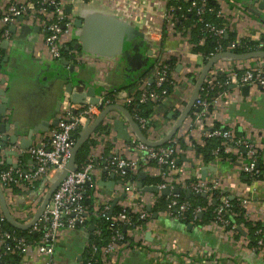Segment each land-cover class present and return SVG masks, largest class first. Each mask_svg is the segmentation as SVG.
Listing matches in <instances>:
<instances>
[{
    "label": "crops",
    "instance_id": "0c3cea01",
    "mask_svg": "<svg viewBox=\"0 0 264 264\" xmlns=\"http://www.w3.org/2000/svg\"><path fill=\"white\" fill-rule=\"evenodd\" d=\"M31 2L0 0V91H4L0 104L6 105L0 121L3 165L13 167L10 163H15L23 171L34 166L28 149H21L20 142L31 129L37 130L33 132L31 146L52 136L57 128L52 121L60 119L65 110L62 102L59 103L68 84L77 85L81 92L93 86L96 95L109 92L115 95L121 90L128 91V85L137 89L147 84L150 73L144 75L157 60L167 62L174 58L176 86L155 105L146 129L142 130L151 142L168 136L191 100L205 62L201 54L192 52L190 29L178 28L174 18H164L166 0H61L66 25L61 36L64 52L58 60L49 56L44 27L53 20L51 8L38 11ZM216 2L222 19L236 37L261 41L264 36L262 0ZM10 3L28 6L21 22L5 23L3 14ZM12 25L16 27L14 32ZM22 25L29 29L23 32ZM6 30L10 34L8 39L1 37ZM252 65L264 67V58L220 59L208 74L221 75L223 79L225 74L241 73L242 68ZM81 84H86V88ZM215 124L255 143L264 164V89L260 86H249L247 94L241 86L217 87L210 111L203 118L195 115L193 106L167 142L175 145L177 152L176 167L166 178L155 163H143L144 152L132 142L138 140L137 134L122 111H110L90 134L88 139L94 144L90 146L88 159L95 166L94 175L99 185L92 195L94 210L106 204L111 206L113 200L123 194L126 181L117 175L112 179L111 172L104 171V166L115 156L137 161L142 166L133 174L136 175L134 183L156 185L150 181L157 178L162 184L179 187L182 191L189 190L194 182L205 181L229 199L238 202L247 199V204L241 206L243 219L236 224V230L218 229L212 221L201 224L192 220L187 224L168 214L166 209L157 210L163 195L135 187L116 204L134 214L146 211L149 217L128 230V244L103 255L100 264H264V252L255 247L246 225V222L264 224V177L257 183H248L241 171L243 147L223 140L220 145L227 157L215 156L212 161H205L199 148L211 138L208 132ZM16 130L18 138L12 143L10 137ZM3 137H7L6 141ZM7 151L19 155H10ZM208 165L211 168L203 180L202 170ZM140 171L145 173L142 180L138 177ZM111 180L114 181L112 188L102 185ZM206 194L208 204L214 202L212 192ZM3 195L11 215L22 224L34 218L42 198V192H31L23 185L3 190ZM91 230L93 227L63 231L56 248L62 250L58 251L61 263L82 264ZM29 264L43 263L34 256Z\"/></svg>",
    "mask_w": 264,
    "mask_h": 264
},
{
    "label": "built area",
    "instance_id": "2783aa9c",
    "mask_svg": "<svg viewBox=\"0 0 264 264\" xmlns=\"http://www.w3.org/2000/svg\"><path fill=\"white\" fill-rule=\"evenodd\" d=\"M113 1V0H103ZM166 0V5L163 8V15L165 19L174 18L176 21L178 17L175 16L174 11L180 9L174 5H169ZM194 0L186 11L196 10V14L201 17L205 12V0H201L199 5H196ZM264 2V0H262ZM31 6L35 9L46 10L49 7L53 15V20L45 24V30L47 32L46 41L49 47V56L52 60H58L62 54L61 36L63 28L66 25L64 18L63 6L61 0H39L31 2ZM33 9V8H32ZM28 6L24 4L10 3L4 11V21L6 24L17 23V18L26 14ZM119 11L120 10H116ZM220 14V12H218ZM206 31L221 38L225 35V29L215 27L211 24H206ZM1 37L8 39L10 37L9 32L6 30L1 34ZM244 40V38H243ZM256 41V40H255ZM258 41V40H257ZM245 45L242 38L236 37L233 42L223 48L219 45L216 48V52L211 55L214 56L220 52L231 51L236 47H243ZM263 43H259L262 46ZM1 57V56H0ZM210 57L207 58V60ZM206 60V61H207ZM206 63V62H205ZM221 75L207 74L204 79L206 84L205 91L210 89L223 88L229 85L236 86H260L264 89V67L262 65H252L242 68L241 73L232 71L229 74H225L223 79H220ZM150 77L155 82V87H161L165 81L169 84L176 86L175 72L170 70L164 61L157 60L153 69L151 70ZM140 95L139 100L144 102L150 99L158 106L166 96L161 95L164 91L157 92L154 89H148L146 84L143 83L139 88ZM201 87L200 91H203ZM198 94L194 106L195 115L203 118L206 116L211 107L206 97ZM99 101L96 105L90 103V100H86L85 104H74L70 101L69 94H65L62 100V104L65 106L64 113L61 115L57 128L53 131L52 136L45 142H41L38 145H33L28 149V153L34 160V166L30 169L22 170L21 168H14L3 165L0 161V187L2 190L10 189L16 186H25V189L31 192H42L47 190V186L51 184L52 179L56 174L60 173L69 161L71 151L76 143L74 137L75 132L80 135L90 124L94 121L95 117L101 111L100 108L106 107L114 103H132L135 101L134 92H128L121 90L117 92L113 99H109L107 95L97 94ZM133 119L137 122L141 130H145L148 119L140 117L137 114L136 109ZM209 137H219L223 141L232 143L236 147H243L246 151V156L241 165V171L247 173L252 182H259L257 178L259 172L256 168L257 156L259 150L255 143L243 136H237L233 131L229 129L214 128L208 132ZM133 144L144 152L142 157L143 163H155L160 171L161 175L166 178V174L176 167L175 154L177 147L173 144H164L160 146H148L141 141L134 139ZM1 149V146H0ZM217 152L215 151L214 154ZM140 164L137 161L123 158L120 156L113 157L104 166V171L114 173L118 177L122 178L127 173L135 174L139 169ZM95 166L92 160L88 159L87 162L75 171L70 172L66 178L60 183L57 189L53 192L50 201L46 208L42 212L39 219L32 225L29 232L34 233L35 237L27 238L19 235L13 231H9L4 228L5 218L0 212V264H10L4 257L8 254L20 255V263L29 264V259L37 260L43 264H63L61 263L60 255L57 251V242L61 237L63 231H73L80 228L85 229L86 221L90 215L98 216L102 214L106 217V220L111 222L109 227L111 236L107 243L96 244L91 241L85 243L84 259L82 264H100L101 257L106 254L115 252L118 247L128 244L126 236L118 227L119 223H125L128 225H134V228L141 225L139 222H145L149 213L141 211L137 214V218L133 220L130 216L121 212L116 217L106 215L110 211L109 205H104L99 210L89 212L88 205L84 202V195L86 190L90 191L92 198L93 192L99 188L97 180L94 175ZM159 187H166V184H160ZM190 190L196 193L201 192H213L215 187L207 184L205 181H197L192 183ZM171 190L172 187H169ZM135 190L134 182H126L122 191L126 195ZM171 195V194H170ZM175 196V194H172ZM93 202V199H92ZM247 204V199L243 198L239 201L240 207ZM190 208L188 202L180 203L176 198H171L167 205V213L174 217H181L184 212ZM204 208L197 207L195 214L200 213ZM173 210L175 213H172ZM215 218L212 220V224L218 229H231L235 230L236 224L231 222V217L238 216V213L234 212L227 195L223 192L219 196V204L214 209ZM99 229L94 230V235L98 236ZM257 240L255 247L264 252V227L256 230ZM33 261V260H32ZM36 262V261H33Z\"/></svg>",
    "mask_w": 264,
    "mask_h": 264
},
{
    "label": "trees",
    "instance_id": "16d2710c",
    "mask_svg": "<svg viewBox=\"0 0 264 264\" xmlns=\"http://www.w3.org/2000/svg\"><path fill=\"white\" fill-rule=\"evenodd\" d=\"M32 2L39 1V0H31ZM194 0H170L168 1L169 5H174L176 7H180V9H176L174 11L175 16L178 17V20L176 22V26L178 28H183V27H188L190 29V41L193 44L192 47V52L193 53H198L201 54L203 57L204 62H206L208 57H211L213 53L216 52V48L221 45L223 48L228 46L231 42H233L236 38V35L234 32L230 31L228 27L226 26V22L222 19L221 15L218 14L219 12V6L216 2V0H205L206 6H205V12L201 17H199L196 14V10L192 11H186V9L190 6V4ZM201 0L196 1V5L200 4ZM50 9V7H49ZM206 24H211L215 27L219 28H224L225 29V35H223L221 38L215 36L214 34L206 31L205 26ZM244 41L245 45L243 47H236L232 50V52L235 53H244L248 52L251 50H258V49H264V44L262 46H259L260 42L264 41V36H261V41H254L251 39H242ZM62 52L64 50L62 49ZM176 60L174 58H171L169 61L164 62L170 70L174 71L176 69ZM0 63H1V57H0ZM153 67H151L149 70H147V73L144 75H148L151 73V70ZM132 85H128L126 88L130 92L134 90V96H135V101L132 103H124L122 106L129 111L131 116L133 117L136 109V112L140 117L148 119L149 116L153 113L154 107L156 105L155 102L151 101L148 99L147 101H140L139 100V95L140 92L137 89H133ZM146 87L148 89H154L157 92H162L164 91L165 93H161L163 96H168V94L172 93L173 91V86L168 83V81H165L161 87H155V82L151 78L150 81H147ZM203 91H200L199 93L204 96V92L206 99L211 102L214 93L217 88L210 89L208 92L205 91L206 84L203 83L202 85ZM113 92H109L107 94V97L109 99H113ZM136 122V121H135ZM137 123V122H136ZM215 128L218 129H226L225 127H221L218 124H215ZM74 137L78 139L79 135L78 133L75 132ZM221 138L219 137H211L206 141V144L204 147L199 148V151L203 154L204 159L206 162L212 161L215 156H220V157H227V155L224 153V148L220 145ZM94 144L93 140L86 139L82 145L79 147L76 158H75V164L77 168H80L82 165H84L87 160H88V155L90 151V146ZM170 144V143H167ZM217 152L214 154V152ZM242 155L245 157L246 156V151L242 153ZM142 166H139V169ZM256 168L259 172L257 178L258 179H263L264 177V164L262 162L260 153L257 156V162H256ZM246 176V181L248 183L252 182V179L247 173L242 172ZM136 175H133L131 173H127L124 177H122L123 181H126L128 183L133 182L135 180ZM150 183L154 184H162L163 182L160 181V179L153 178L151 179ZM221 191L219 190H214L212 192V199L215 201V203L212 201L211 204H208L207 198L203 197L196 192L191 193L190 196H187L185 192L180 191L179 194L177 195H167V196H161L159 199V204L157 206V210L159 209H167L168 202L171 198H176L180 203L182 202H188L190 204V208L183 213L181 217H179L183 222L189 223L190 221L194 220V222L198 223H207L215 218V213L214 209L215 207L219 204V196H220ZM232 209L234 212L238 213V216L236 217H231L230 220L231 222H234L235 224H239L242 221V214H243V209L240 207L239 202L236 201V199H229ZM84 202L86 205H88V210L89 212L93 211V203H92V198L90 196V191L87 189L84 195ZM197 207L205 208L203 209L200 213L195 214V209ZM121 212H124V209L116 204L113 207L111 215L106 213V215L114 216L116 217L118 214ZM172 213H175L173 210ZM125 215L130 216L133 220H135L138 216L137 214L131 213L128 209L125 208ZM176 214V213H175ZM142 224V222H139V224ZM85 227L86 230L89 229V227H93V230L89 231V241L94 242L96 244H105L109 240L111 236V231L109 229L111 222L109 220H106V217L102 214H99L98 216L90 215L89 219L86 221ZM246 225L249 228V234L252 238V242L255 245L256 240H257V234L256 230L258 228L264 227L263 223H255L252 224L250 222H246ZM4 228L13 231L19 235L25 236L27 238H31L34 236V233L29 232V230H19L11 225H9L6 221L4 222ZM83 226L82 224L79 225V227ZM118 227L120 230L123 232V234L126 236L127 239V232L128 230L134 228V225H128L125 223H119ZM99 229L100 233L98 236L94 235V230ZM236 230V228H235ZM20 255L18 254H8L4 257V260H6L10 264H18L20 263Z\"/></svg>",
    "mask_w": 264,
    "mask_h": 264
},
{
    "label": "water",
    "instance_id": "95a60500",
    "mask_svg": "<svg viewBox=\"0 0 264 264\" xmlns=\"http://www.w3.org/2000/svg\"><path fill=\"white\" fill-rule=\"evenodd\" d=\"M23 20L22 16L17 18V22H21ZM15 26L12 25L11 27V31L14 32L15 31ZM22 31H27L29 29V27L27 25H22ZM34 30L37 31V28H34ZM4 45L7 44V40H5ZM253 58H264V49H258V50H251L248 52H244V53H235V52H231V51H224V52H220L212 57H210L206 63L203 65L199 77H198V81L196 83V87L194 90V93L191 97V100L189 101L185 111L182 113V115L180 116V118L177 120L176 124L174 125V127L172 128L171 132L168 134L167 137H165L164 139H162L161 141L158 142H151L147 139V137L145 136V134L143 133V131L141 130V128L139 127V125L135 122V120L133 119V117L131 116V114L129 113L128 110H126L122 105L118 104V103H114V104H110L106 107L100 108L101 111L100 113L95 117L94 121L90 124L89 127H87L82 133H80L78 139L76 140V143L71 151V155L69 158L68 163L66 164L65 168L58 174H56V176L52 179L50 187L48 188L47 192L45 193V195L43 196V199L40 203V206L37 210V213L35 214L34 218L29 222V223H20L18 222L10 213V210L7 206V203L5 201L4 195H3V190L0 187V211L2 213V215L5 218V221L11 225L12 227L19 229V230H28L32 227V225L39 219V217L41 216L42 212L44 211V209L46 208L48 202L50 201V198L53 194V192L57 189V187L60 185V183L66 178V176L70 173L73 172L77 169V166L75 164V158H76V154L77 151L79 149V147L82 145V143L88 139V137L90 136V134L97 128V126L101 123V121L104 119V117L112 110H119L122 111L128 118V121L130 122L132 128L134 129L135 133L137 134L138 140L141 141L142 143L148 145V146H160V145H164L166 144L168 141H170L172 139V137L174 136V134L176 133L177 129L180 127L181 123L183 122V120L185 119V117L189 114V112L191 111L192 107L194 106L195 100L200 92V89L203 85L204 79L207 76L208 72L211 70V68L213 67V65L220 59H238V60H247V59H253ZM84 85L83 87L86 88V84H81ZM80 86V83L79 85ZM77 85L74 84H68V86L66 87V93L69 94L70 96V101L74 104H85L88 100H90V103L93 105H96L99 101V98L97 97L94 87L90 86L86 89V91L81 92L82 89H78L76 88ZM232 87H236V85H232ZM83 88V89H84ZM242 91L247 94L248 90H249V86L248 85H243L241 86ZM4 91H0V96L3 95ZM63 100V99H62ZM60 101L59 105H61ZM58 105V107H59ZM57 107V108H58ZM5 110H6V105L4 103L0 104V121L2 119V117L5 114ZM59 122L58 118H54L52 121L53 125H57ZM0 132H3V125L0 124ZM33 132H37V130H29L25 136L24 139L21 140L20 142V148L23 150H27L31 147V142H32V135ZM18 138V131L16 130L14 135L10 137L12 143L16 142ZM4 141H6L7 137H3L2 138ZM243 151H245V149L243 148ZM6 153L10 154V155H19L18 153H14L12 151H7ZM14 168H17V165L15 163H10ZM211 167L208 166H204L203 170H202V179H205V176L207 174V170L210 169ZM145 176V173L143 171H140L138 173V177L140 180H142ZM110 177L112 179H114L115 174L111 173ZM114 184V181L111 180L109 183H102V185L107 186L108 188H112ZM135 187L138 189H141L142 191L145 192H155V193H160L163 196H167L170 194H179L181 189L179 187H175L172 190L166 186V187H159L158 185H144L141 181H138L137 183H135ZM183 192L186 193L187 196H190L192 191L189 190H183ZM203 197H206L207 194L205 192H201V193H197ZM125 196V193H123L122 195H120L119 197H116L111 206H110V211L109 214L111 215L113 207L116 205V203L121 200L123 197ZM215 203V201H214ZM149 209V207H148ZM92 228V227H89Z\"/></svg>",
    "mask_w": 264,
    "mask_h": 264
},
{
    "label": "rangeland",
    "instance_id": "374dc122",
    "mask_svg": "<svg viewBox=\"0 0 264 264\" xmlns=\"http://www.w3.org/2000/svg\"><path fill=\"white\" fill-rule=\"evenodd\" d=\"M49 187H50V185L47 186V190H48ZM47 190L46 191H43L42 198L40 199V201H42L43 196L45 195V193L47 192ZM58 251H61L62 252V250L59 247H58Z\"/></svg>",
    "mask_w": 264,
    "mask_h": 264
}]
</instances>
